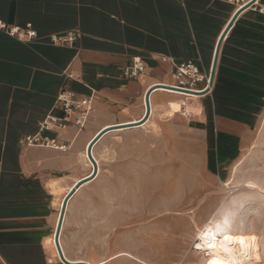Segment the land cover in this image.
Here are the masks:
<instances>
[{"label": "crops", "instance_id": "1", "mask_svg": "<svg viewBox=\"0 0 264 264\" xmlns=\"http://www.w3.org/2000/svg\"><path fill=\"white\" fill-rule=\"evenodd\" d=\"M239 6L227 0H0L1 18L32 22L39 34L25 43L0 31V264H61L51 239L67 191L54 187L73 188L91 173L85 155L91 140L105 128L138 122L151 86H173L172 61L193 60L211 73L218 41ZM72 29L80 33L74 44L49 41L51 33ZM134 57L144 71L127 76ZM64 89L94 94L88 123L47 132L66 148L25 145L24 136L38 132ZM164 89L151 92L154 113L146 122L111 128L94 144L100 170L112 137L145 127L156 115L169 120L183 107L196 108L195 121L222 137L249 136L264 106V12L251 6L235 18L208 95ZM172 108L174 116L162 115ZM97 179L84 181L69 205ZM84 233L82 226H64L60 241L69 260L91 263L79 252L91 246Z\"/></svg>", "mask_w": 264, "mask_h": 264}, {"label": "rangeland", "instance_id": "2", "mask_svg": "<svg viewBox=\"0 0 264 264\" xmlns=\"http://www.w3.org/2000/svg\"><path fill=\"white\" fill-rule=\"evenodd\" d=\"M260 109L243 138L222 137L197 123L196 111H178L169 120L156 115L145 127L112 137L96 183L66 211L65 228L82 226L91 239L88 249H79L83 257L106 264H210L192 248L193 239L206 221L223 216L233 197L244 201L235 206L238 225L261 234L264 254Z\"/></svg>", "mask_w": 264, "mask_h": 264}, {"label": "built area", "instance_id": "3", "mask_svg": "<svg viewBox=\"0 0 264 264\" xmlns=\"http://www.w3.org/2000/svg\"><path fill=\"white\" fill-rule=\"evenodd\" d=\"M239 4V8L247 5L250 1L244 0H227ZM258 1V0H257ZM257 1L251 6L258 9L260 12H264V5L257 6ZM249 6V7H251ZM0 31L6 33L8 36L15 38L18 41L31 43L37 40L39 34L32 22H26L24 25L11 24L0 17ZM80 33L78 30H68L62 33H51L49 35V41L53 44L72 45L78 39ZM174 73H173V85L178 90H190L201 92L200 95L206 96L211 90L210 75L211 73H205L201 70L199 64L193 60H187L183 62L172 61ZM144 71V64L140 57H134L132 64L125 68V74L127 76L135 77L139 73ZM186 93V92H184ZM200 96V97H202ZM94 94L86 97H80L73 90L64 89L59 92L54 108L40 121L39 130L35 134H28L24 136L23 143L27 146H46L54 148H66L65 145H58L57 138L50 136L47 132L59 131L66 128L69 124L74 123L79 129L85 127L88 123L91 113L93 111ZM144 104L146 106V95L144 98ZM151 105V98H150ZM59 109L60 114H55L54 110ZM93 155V151H92ZM94 157V155H93ZM87 158L91 162L93 171V162L89 158L87 152ZM95 159V157H94ZM96 160V159H95ZM97 162V160H96ZM56 245V242H54ZM61 244V241H60ZM62 246V245H61ZM57 247V245H56ZM58 250V248H57ZM58 256L61 264H64L60 253Z\"/></svg>", "mask_w": 264, "mask_h": 264}, {"label": "bare ground", "instance_id": "4", "mask_svg": "<svg viewBox=\"0 0 264 264\" xmlns=\"http://www.w3.org/2000/svg\"><path fill=\"white\" fill-rule=\"evenodd\" d=\"M162 85L163 84L158 85L157 87L165 88L164 90L173 89V90H177L179 92L181 91V90L172 88L174 86L165 85V86H167V87H165V86H162ZM182 92H185V91H182ZM186 93L201 94V93H195V92H192V91L186 92ZM180 111L184 115L185 114L186 115H192L193 112L196 111V110L195 109H185V107H183ZM152 113H154V108L152 109V104H151V114ZM151 114H150V116H151ZM174 114H175V108H172V109H170L168 111L164 110L162 112V115L166 116V117H172V116H174ZM150 116H149V118H150ZM146 121H144V122H146ZM141 122L144 123L143 121H141ZM134 123H137V122H134ZM142 123H140V124L138 123V125H134V126H139ZM126 125H122V126H126ZM87 151H88V148H87ZM85 155L87 157V153ZM99 170H100V168H99ZM99 170H98V174H99ZM91 173H92V170H91ZM91 173H89L84 178H90L89 176L91 175ZM98 174H97V176H98ZM84 178L81 181H83ZM81 181H79V182H81ZM74 187L73 188L69 187V188L66 189L67 192L65 193L64 197L60 201V213H61V210L63 208V204H64V200H65L66 195L71 190H73ZM61 188H63V187L62 186H55L54 187V191L60 190ZM229 192L232 193L233 191H229ZM70 199H69V201H70ZM69 201H68V204H67V207H66V211H68V208H69ZM242 203H244V201H239L238 202L236 197H233L231 202H228L229 205L226 207L225 213L223 212L224 213L223 216H221L219 219H216V217H215L216 220H214V218H210L208 221H206L205 224L203 225V227L195 235V237L193 239L195 241H194V244H193L192 248L195 251H200V250L203 251L205 253V255H207L211 260L217 259L220 262V264H260V263H263L264 262V254H263V244H262V236H261V234L257 233L256 231H248L244 227L238 225L239 223L237 222V218H238V214L239 213H238V207H235V206L236 205L239 206ZM168 209H169V207H168ZM66 217H67V214L65 212V217H64V221H63L61 234L63 232L64 226H65V223H66ZM232 220H235V224L234 225L231 223ZM168 229H169V227H168ZM252 229H253V227H252ZM205 232H209V233L215 232V233H217L214 242H216L218 246L215 249H208V248L205 247V245L209 242V239H211L210 236L208 238H205L203 236V234ZM61 234H60V237H61ZM225 236L231 237V239L229 241L225 242L224 241V237ZM51 240H53L52 242H55V233L53 234ZM60 240H61V238H60ZM51 244H54V243H51ZM197 244H201L202 247L201 248H197L196 247ZM221 244H225V246L230 249V252H225L224 248L219 246ZM56 251H57V249H56ZM122 254H126V253L122 252ZM64 255H65V257L67 256L65 254V252H64ZM84 261L85 260H83L82 258H78V259H76L74 261H71V262L74 263V264H82ZM106 263H107V260H102V261H98V262H94V261L91 260L90 264H106ZM65 264H67V263H65Z\"/></svg>", "mask_w": 264, "mask_h": 264}, {"label": "water", "instance_id": "5", "mask_svg": "<svg viewBox=\"0 0 264 264\" xmlns=\"http://www.w3.org/2000/svg\"><path fill=\"white\" fill-rule=\"evenodd\" d=\"M255 1L257 0H251L247 5L243 6L242 8H240L236 14L234 15V17L232 18V20L229 22L227 28L225 29V31L223 32V34L221 35L219 41H218V44H217V48H216V52H215V57H214V62H213V66H212V70H211V75H210V85L212 86L213 83H214V79H215V74H216V68H217V63H218V58H219V53H220V48H221V44H222V41L228 31V29L231 27V25L234 23V20L235 18L238 16V14L245 8L251 6L253 3H255ZM158 85H161V84H158ZM157 84L156 85H153L151 86L147 92H146V112L145 114L143 115V117L141 119H139V122L137 123H133V124H127L126 126L124 127H129V126H134V125H138V123H142L141 121H146L150 114H151V105H150V94L151 92L158 86ZM162 86H165V85H162ZM167 87V86H165ZM174 89H178L176 87H172ZM181 91H185V92H190V90H181ZM192 92H195V93H201V92H197V91H192ZM118 127H123V126H112V128H118ZM111 128H105L103 130H101L90 142L89 146H88V155H89V158L91 159V161L93 162V171L91 173V175L89 176L90 178H84L83 181L81 182H78L76 184V186L74 187L73 190H71L65 197V200H64V204H63V208L61 210V213H60V217H59V222H58V226H57V230L55 232V242H56V245H57V248H58V251L60 253V256L62 258V260L67 263V264H74L72 263L70 260H68L65 255H64V252H63V249H62V246L60 244V234H61V230H62V226H63V221H64V217H65V212H66V207H67V204H68V201L69 199L73 196V194L75 193L76 189L86 180L88 179H92L94 177L97 176L98 174V170H99V166H98V163L96 162V160L94 159L93 155H92V148L94 146V144L101 138V136L106 133L108 130H110ZM82 264H90L88 261H84Z\"/></svg>", "mask_w": 264, "mask_h": 264}, {"label": "snow or ice", "instance_id": "6", "mask_svg": "<svg viewBox=\"0 0 264 264\" xmlns=\"http://www.w3.org/2000/svg\"><path fill=\"white\" fill-rule=\"evenodd\" d=\"M217 233L215 232H212V233H209V232H205L203 234V236L205 238H208L209 236L211 237V239H209V242L205 245L206 248L208 249H215L218 245L215 241V237H216ZM231 239V237H228V236H225L224 237V241L227 242ZM220 247H223L225 252H230V249L228 247L225 246V244H221L219 245ZM197 248H201L202 245L201 244H197L196 245ZM210 264H220V262L217 260V259H213L210 261Z\"/></svg>", "mask_w": 264, "mask_h": 264}]
</instances>
